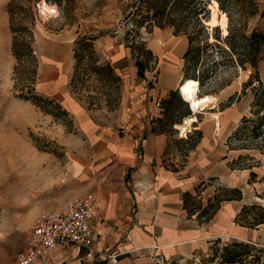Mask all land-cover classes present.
Masks as SVG:
<instances>
[{"label": "rangeland", "instance_id": "374dc122", "mask_svg": "<svg viewBox=\"0 0 264 264\" xmlns=\"http://www.w3.org/2000/svg\"><path fill=\"white\" fill-rule=\"evenodd\" d=\"M8 2L0 0V264L16 263L17 254L27 248L30 230L42 212L58 211L79 197L93 194L98 187L96 158L103 156L104 150L95 149L94 139L89 138V133L82 132L79 120L65 106L63 99L73 97L83 104L93 123L95 119L101 128H112L120 138L125 135L119 114L122 103L120 78L108 75L104 69L97 77L90 71L91 64L95 63L97 67L110 64L119 56L118 50L127 51L129 63L133 62L135 55L128 46L131 42L135 46L143 45L144 50H150L152 54L147 59L145 86L157 91L155 85L159 79L161 84L181 85L182 56L187 48V38L174 36L170 28H132L131 22L123 18L119 0H15V5H26L33 14L30 25L36 58L33 89L43 98L60 104L67 112L64 116L55 106H49L46 109L53 113L51 116L18 98L23 75L14 72L17 61L11 52ZM52 5L56 13L49 15L42 11V7ZM226 5L233 20L244 17L239 24L244 23L245 31L258 29L264 33V0H230ZM207 6L209 14L205 26L210 41H214L215 35L224 39L229 24L226 13L219 10L214 0H209ZM212 9L216 15L214 26L209 21ZM240 10L245 14L241 15ZM252 11L254 16L247 15ZM222 14L224 25L218 23ZM214 27H218L217 33L212 32ZM84 35L95 39L94 53L91 56L87 53L84 60L78 61L75 76L74 42ZM213 54L216 56L215 52ZM263 65V62L259 65L260 78L264 76ZM251 73L250 69L239 67L219 68L199 89L198 95L219 100L211 104L215 106L213 110L206 108L202 113L204 117L214 119L213 131L222 137L227 135L226 143L232 150L229 168L249 171L243 192L248 195L249 204L261 206L264 205V153L255 149L259 139H252L249 133L239 139L230 138L243 116L251 115L250 88L242 92ZM221 112V115L217 114ZM93 114H96L95 118ZM217 122L219 127L215 126ZM185 136V132H180L178 139ZM103 161L97 160L99 165ZM249 234V241L264 248V226L249 231ZM209 257L205 250L188 264L218 263L217 260L208 262Z\"/></svg>", "mask_w": 264, "mask_h": 264}, {"label": "crops", "instance_id": "0c3cea01", "mask_svg": "<svg viewBox=\"0 0 264 264\" xmlns=\"http://www.w3.org/2000/svg\"><path fill=\"white\" fill-rule=\"evenodd\" d=\"M118 51L109 66L121 81L123 138L110 127L101 128L95 119L93 123L83 104L73 97L62 101L79 120L82 132L94 139L95 149L104 150L103 156L96 158L98 187L93 193L96 208L91 221L95 252L88 256L84 250L71 253L59 247L34 264H155L156 258L165 264H188L200 252H207L215 239L247 242L252 230L235 224L234 219L241 207L249 204L243 192L249 171L229 168L232 150L227 135L213 131L214 119L202 113L206 108L213 110L211 104L219 100L197 93V99L208 97L212 102L196 112L187 102L191 114L175 129L186 135L198 130L202 136L182 162V155L166 135L149 133L152 119L160 115V100L171 90L180 92L181 87L161 84L159 79L154 84L157 91L147 89L145 78L137 75L135 60L129 63L128 52ZM98 159L104 161L99 165ZM200 183L203 185L196 193ZM229 189L239 190L241 199L222 201L206 222H198L199 212L189 216L184 208V193L205 205Z\"/></svg>", "mask_w": 264, "mask_h": 264}, {"label": "trees", "instance_id": "16d2710c", "mask_svg": "<svg viewBox=\"0 0 264 264\" xmlns=\"http://www.w3.org/2000/svg\"><path fill=\"white\" fill-rule=\"evenodd\" d=\"M219 10L226 13L228 17V29L225 38L219 35L214 36V41H210L208 28L205 21L208 18L209 0H119L120 8L123 10L124 20H129L132 28L158 29L170 28L174 36L183 35L187 38V48L183 52V79L184 81H197L199 88H203L208 83L210 77L217 69L226 67L250 69L252 73L242 86V92L250 88L253 101L250 105L248 116H243L230 138H240L250 134L252 139H259L255 142V149L264 153V76L259 77V65L264 64V33L258 29L249 32L244 30V23L239 24L244 17L233 20L227 10L226 2L230 0H214ZM9 14V27L12 34V56L17 64L14 72L22 76L21 93L18 98L30 102L40 108L46 114L53 116L51 111L46 109L55 106L62 115L67 112L60 104L43 98L35 93L33 85L36 81V58L30 36L33 14L31 8L21 4L15 5V0H9L6 6ZM241 15L245 13L240 10ZM250 16H254L252 11ZM242 21V20H241ZM224 15L220 21L224 25ZM212 32H218V27L212 28ZM94 38L87 36L78 37L74 42L73 57L76 59L74 74L78 73V61L84 60L89 53H94ZM131 42L128 48L135 55V67L139 79L145 78L147 59L152 56L150 50L145 51L143 45L135 46ZM213 52L216 53L214 56ZM208 58V59H207ZM91 64L90 71L97 77L100 70L104 69L108 75L115 76L109 64L94 66ZM264 66V65H263ZM19 85V84H18ZM17 85V86H18ZM254 85V87H252ZM16 86V85H15ZM252 87V88H251ZM160 115L151 121L149 133L155 135H166L171 144L178 149L182 155V162L190 151H192L200 140L201 131H193L185 138L178 139L179 132L175 127L180 126L190 113L188 104L183 101L178 90H171L160 100ZM253 176V174H250ZM203 183L198 185L196 193ZM242 193L237 189L223 190L222 194H216L212 200L202 205L198 199L191 198L184 193V208L189 216L199 212L198 222L208 221L218 210L222 201L240 200ZM234 223L251 230L257 229L264 224V205L247 204L242 206L236 215ZM209 259L217 264H263L264 248L252 241H240L231 239L229 242H222L215 239V242L208 248Z\"/></svg>", "mask_w": 264, "mask_h": 264}, {"label": "built area", "instance_id": "2783aa9c", "mask_svg": "<svg viewBox=\"0 0 264 264\" xmlns=\"http://www.w3.org/2000/svg\"><path fill=\"white\" fill-rule=\"evenodd\" d=\"M95 208L96 197L88 193L63 209L43 212L31 228L27 248L17 254L15 264H34L47 252L59 247L71 253L84 250L90 256L95 252L91 229ZM106 257L114 260L113 256ZM155 264L165 263L156 258Z\"/></svg>", "mask_w": 264, "mask_h": 264}, {"label": "bare ground", "instance_id": "6f19581e", "mask_svg": "<svg viewBox=\"0 0 264 264\" xmlns=\"http://www.w3.org/2000/svg\"><path fill=\"white\" fill-rule=\"evenodd\" d=\"M42 11H46L47 13H49V15L56 13L55 7L53 5L51 7H42ZM215 18V11L212 9L211 19L209 20L212 26L216 24ZM180 87V92L183 100H186V102L190 104V108L193 112L205 108L212 102V99L208 97H204L201 99L196 98V95L199 90V84L197 81H185L180 85Z\"/></svg>", "mask_w": 264, "mask_h": 264}, {"label": "water", "instance_id": "95a60500", "mask_svg": "<svg viewBox=\"0 0 264 264\" xmlns=\"http://www.w3.org/2000/svg\"><path fill=\"white\" fill-rule=\"evenodd\" d=\"M182 84V83H181ZM180 87V86H179ZM180 91V90H179ZM179 94L181 95V92H179ZM181 98H182V95H181ZM187 103V102H186Z\"/></svg>", "mask_w": 264, "mask_h": 264}]
</instances>
